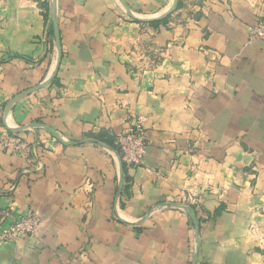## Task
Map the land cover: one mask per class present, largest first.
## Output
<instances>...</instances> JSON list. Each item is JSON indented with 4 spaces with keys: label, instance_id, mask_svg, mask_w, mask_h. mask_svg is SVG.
<instances>
[{
    "label": "crops",
    "instance_id": "obj_1",
    "mask_svg": "<svg viewBox=\"0 0 264 264\" xmlns=\"http://www.w3.org/2000/svg\"><path fill=\"white\" fill-rule=\"evenodd\" d=\"M172 4L56 0L58 69L22 95L54 73L51 9L0 0V130L22 129L8 133L40 163L0 148V231L39 218L0 242V264H264V43L248 36L264 0H176L136 20ZM136 121L133 168L95 142L115 151Z\"/></svg>",
    "mask_w": 264,
    "mask_h": 264
},
{
    "label": "built area",
    "instance_id": "obj_2",
    "mask_svg": "<svg viewBox=\"0 0 264 264\" xmlns=\"http://www.w3.org/2000/svg\"><path fill=\"white\" fill-rule=\"evenodd\" d=\"M248 36L251 40L264 43V16L249 27ZM144 141L141 121H136L131 128L116 135L114 145L117 148L121 162L127 167H141L146 152ZM0 148L10 155L21 154L27 159L38 162L35 146H31L18 134H10L6 130H0ZM38 224L39 218L30 211L25 216L17 218L8 228L0 231V242H15L21 237H32ZM249 232L253 236L258 235L257 230L252 227Z\"/></svg>",
    "mask_w": 264,
    "mask_h": 264
},
{
    "label": "water",
    "instance_id": "obj_3",
    "mask_svg": "<svg viewBox=\"0 0 264 264\" xmlns=\"http://www.w3.org/2000/svg\"><path fill=\"white\" fill-rule=\"evenodd\" d=\"M175 5H176V0H173V4L172 6L170 7V9L164 14L162 15L161 17H158V18H155L153 20H142V19H139V18H136V20H138L139 22H145V23H149V22H153V21H160L162 19H164L168 14H170V12L175 8ZM50 23H51V27H52V33H53V39H54V46H55V50H56V53H57V59H56V63H55V68H54V73L53 75L50 77V79H48L45 83H43L42 85H39L38 87H35L33 89H30L28 91H26L25 93H23L22 95H28L32 92H35L37 91L38 89H41L43 88L44 86H46V84L48 82L51 81V79L55 76L56 74V71L58 69V66H59V63H60V60H61V47H60V39H59V33H58V26H57V21H56V0H51V13H50ZM17 100V98H14L11 103H9L8 107L6 108V114L7 112L9 111L10 107L12 106V104ZM36 126V125H35ZM6 129L8 131H10L11 133H19L22 131V129H9L6 127ZM52 135L56 137V139L62 143V144H66V145H73L75 143H69V142H65L64 140H62L59 135L53 131H51ZM94 142V141H93ZM96 144L102 146L103 148L109 150V151H112L114 152L117 157H118V160L120 161V164H121V159H120V156L119 154L112 150V149H109L108 147L102 145V144H99L97 142H95ZM121 174H122V171H121ZM174 207L178 208V209H181L182 211L186 212L190 217L191 219L193 220V217L190 215L189 213V210H188V207L186 206H177V205H173ZM194 221V220H193ZM194 233H195V239L196 241L198 240V227L197 225L194 223ZM195 261H196V257H195ZM194 261V263H195Z\"/></svg>",
    "mask_w": 264,
    "mask_h": 264
},
{
    "label": "trees",
    "instance_id": "obj_4",
    "mask_svg": "<svg viewBox=\"0 0 264 264\" xmlns=\"http://www.w3.org/2000/svg\"><path fill=\"white\" fill-rule=\"evenodd\" d=\"M150 24H154L153 22ZM110 147H112L113 149L117 150V148L114 145V139L111 141V143L109 144ZM124 166V165H123Z\"/></svg>",
    "mask_w": 264,
    "mask_h": 264
},
{
    "label": "rangeland",
    "instance_id": "obj_5",
    "mask_svg": "<svg viewBox=\"0 0 264 264\" xmlns=\"http://www.w3.org/2000/svg\"><path fill=\"white\" fill-rule=\"evenodd\" d=\"M47 1V3L50 5V9H51V0H46ZM115 151H117V150H115ZM118 153V152H117Z\"/></svg>",
    "mask_w": 264,
    "mask_h": 264
}]
</instances>
